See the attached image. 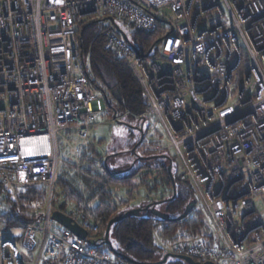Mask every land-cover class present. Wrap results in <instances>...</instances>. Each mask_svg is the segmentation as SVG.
<instances>
[{
	"label": "built area",
	"instance_id": "built-area-1",
	"mask_svg": "<svg viewBox=\"0 0 264 264\" xmlns=\"http://www.w3.org/2000/svg\"><path fill=\"white\" fill-rule=\"evenodd\" d=\"M92 17L147 32L160 21L169 27L156 54L138 52L114 28L107 40L147 100L145 111L109 119L143 123L142 148L178 160L177 178L210 222L208 234L178 235L163 252L264 264V0H0V181L47 192L41 219L22 236L0 232V264H129L98 250V223L64 198L57 206L66 202L62 212L87 236L52 229L59 139L68 161L82 165L105 112L77 36Z\"/></svg>",
	"mask_w": 264,
	"mask_h": 264
},
{
	"label": "trees",
	"instance_id": "trees-1",
	"mask_svg": "<svg viewBox=\"0 0 264 264\" xmlns=\"http://www.w3.org/2000/svg\"><path fill=\"white\" fill-rule=\"evenodd\" d=\"M108 21L104 18L92 17L78 27L77 36L81 44L82 70L95 92L103 94L105 101L109 102V106L104 112L106 117H112L115 112L141 113L147 108L146 97L126 59L107 47L108 35L113 30L110 21L109 23ZM122 23L123 25H119L131 44L138 52L145 55L158 52L160 43L169 30L165 21H160L158 28L153 32L138 29L132 23ZM122 122L135 126L137 120L133 115H129ZM139 140L140 134L136 142L132 144L133 148L136 147ZM138 146L142 147V143ZM90 149L94 155L100 156L94 146H91ZM132 149L130 151L134 152ZM156 158L157 156L152 155L148 159L158 160ZM163 161L161 160L160 163L150 167L155 168L159 176L152 183L147 182V179L141 180L139 176L135 177L138 173L132 171L131 164L124 171L121 168L112 170L102 163V167L105 169L104 173L92 157L85 159L80 166L68 160L64 163L61 162L54 206L60 211H65L66 202L57 206L59 198L63 196L67 202L73 203L76 210L84 211L93 222L98 223V239L100 241L98 250L108 251L109 246L105 242V234L109 221L115 216L134 207L146 206L155 199L164 200L168 197L156 208L176 219L192 201L191 189L187 184L179 181L177 176L174 177L176 181L174 193L172 178L169 176L166 166H163ZM96 168H100L101 171L95 172ZM135 180L138 182L134 183ZM7 186L0 181V205L2 207L5 205V208L1 210L0 217L6 227L8 229L27 227L30 223L40 220L41 210L46 203V189L42 186L27 189L9 188V186L6 188ZM116 186L128 187L129 197L139 188L146 190V194L157 193L161 190L170 193L166 196L147 199L134 206L129 202V197L119 198L113 189ZM203 212L199 211L197 215L190 216V219L184 218L180 221L170 222H166L151 211L143 212L139 216H130L115 222L110 230V240L117 251L127 254L137 262H157L163 259L165 253L160 244L155 241L156 233L160 235L162 243L165 244L178 237V234L171 235V232H177L181 226H191L192 222L203 220L205 217ZM195 234L198 233L181 234V236ZM114 257L118 261L127 262L119 256L114 255ZM165 264L188 263L183 259L171 257Z\"/></svg>",
	"mask_w": 264,
	"mask_h": 264
},
{
	"label": "rangeland",
	"instance_id": "rangeland-1",
	"mask_svg": "<svg viewBox=\"0 0 264 264\" xmlns=\"http://www.w3.org/2000/svg\"><path fill=\"white\" fill-rule=\"evenodd\" d=\"M119 24L123 25L121 21H119ZM125 28L128 29L127 27ZM101 105L104 111L107 110V105H106L105 100H102ZM97 116H98L97 119L100 122V124L90 132V139H95L96 141H99L100 139H104V142H101L99 146L100 149H98V151L100 152L104 151L108 153L107 166L110 167L111 169H114V165H116L118 166V168L124 169V171H126L125 169H128V167L131 164L130 167L131 168L133 167L132 171L133 172L137 171L141 180L147 179V182L150 181V183H152V181L157 179L159 176H158V173L156 172V169L150 168V167L155 166L154 164L160 163L161 160L163 161L164 159L156 158L158 160H155V159L149 160L148 159L149 156L157 155V154L148 153L141 146H138L135 149V152L130 151L133 148L132 144L136 139L134 135L135 130L131 129L130 126H127L124 123L111 121L109 117H106L102 113L98 114ZM64 134L66 135V133ZM59 140H60V152L62 155V163H64V161L68 160L70 151H69V148H67L65 152H63L64 145H63L62 137H60ZM95 156H96L95 160L97 163L99 158H97L98 155H95ZM163 162H164L163 166H166L167 162L165 160ZM103 163L105 164V160ZM179 166L180 165L178 163V160L175 159L174 165H173V171H172L173 174H175V176H177V173L179 171V168H178ZM94 171L100 172L101 169L96 168L94 169ZM141 180L139 181L140 183H141ZM135 182L137 183L138 181L135 180L134 183ZM6 188H8V186ZM9 188H12V187H9ZM58 191L61 193L60 188H58ZM146 193L147 192L144 189L139 188L138 191L136 190L135 192L132 193V196L129 197V200H130L129 202L131 203V205H134V206L141 204V202L148 199L147 195L149 193L148 194ZM191 196L193 197L192 194ZM63 200H64L63 196H61V201ZM4 208H5V205H3V207L0 205V213H1V210ZM67 208L71 210L73 208V204L71 202L67 203ZM199 211L203 212V210L198 205V207H195L193 209L190 216L192 217L194 215H197ZM203 213L205 215V217H203L204 218L203 220L200 219V220L195 221L194 223L192 222L193 224L191 223V226L189 225H187V227L181 226L182 228L181 227L178 228L177 232H171V235L192 234L193 232H197L198 234L200 233L208 234L210 231V222L205 212ZM190 216L187 217V219H190L191 218ZM187 222L190 223V221H187ZM52 229H54L57 232H61L64 230V227L58 222L53 221ZM23 231H24V227H13V228L8 229L6 227L5 222L0 217V232L7 233L10 235L22 236ZM155 241H157L158 244H161L163 242V240L160 238V235L158 233H156L155 235ZM108 253L113 255L110 249L108 250Z\"/></svg>",
	"mask_w": 264,
	"mask_h": 264
},
{
	"label": "water",
	"instance_id": "water-1",
	"mask_svg": "<svg viewBox=\"0 0 264 264\" xmlns=\"http://www.w3.org/2000/svg\"><path fill=\"white\" fill-rule=\"evenodd\" d=\"M107 19L109 21H111V23L113 24V28L115 30H117L126 41L130 42V40L128 39L126 33L120 27V25L116 22L115 18L108 17ZM171 30H172V28H171ZM80 46H81V44H80ZM106 105L109 106V102L108 101H106ZM122 123L127 124L125 122H122ZM127 125L132 127V128H135V129L139 128V131L141 133V137H140L139 142L136 145V147H137L141 143V141L143 139V127H142L143 123L139 127L138 126H133V125H130V124H127ZM136 147L133 149L134 152H135ZM157 157L169 159V156H167V155H158ZM169 172H170V177L172 178L173 190H174V193H175L176 181H175V178H174V176H173V174L171 172V165L169 166ZM166 200L167 199L162 200V201H155V202L147 204L146 206L134 207V208L129 209L125 213L119 214V215L115 216L114 218H112L109 221V223H108V226H107V229H106V234H105V242L109 246L110 251L114 255L123 258L124 260H126L127 262H129L131 264H165L170 257H177V258L183 259L188 264H216V263H214L212 261H199V260H195L192 257L183 256V255H173V254H169V253L165 254L163 259L160 260V261H157V262H137V261L133 260L127 254H125L123 252H119V251H117L114 248V246H113V244H112V242L110 240V230H111L112 225L115 222L121 221V220H123V219H125L127 217H130V216H139L142 212L148 211V210H150L151 212H153V214L159 216L160 218H162L166 222L180 221V220L186 218L191 213V211L194 209V207H195V201L193 200L186 206L184 212L179 217H177L176 219H173L168 214H166V213H164L161 210L156 208V206L160 205L163 201H166ZM53 220L58 222L59 224H61L64 228L70 230L76 236H78L80 238H86L87 230L84 229L77 222H75L73 220V218L71 216L67 215L66 213H64V212H62L60 210H55L53 212Z\"/></svg>",
	"mask_w": 264,
	"mask_h": 264
},
{
	"label": "crops",
	"instance_id": "crops-1",
	"mask_svg": "<svg viewBox=\"0 0 264 264\" xmlns=\"http://www.w3.org/2000/svg\"><path fill=\"white\" fill-rule=\"evenodd\" d=\"M97 117L98 116H96V122L98 124L96 125V127L100 124V122L98 121ZM131 129L135 130V128H132V127H131ZM134 135H135L136 139H135V141L133 143H135L136 140L139 138V134L136 132V130H135ZM101 142H104V139H100L99 141H96L95 139H90V135H89L88 147L85 149L83 159H89L91 157L93 159H95L96 156L93 154V152L91 151L90 148H91V146H94L96 148V150L98 151V149H100L99 146H100ZM98 153H99L100 156L99 157L97 156V158H99V159L104 158L105 165H106V167H108L107 166L108 153H106L104 151H102V152L98 151ZM157 158H161V157H157ZM108 168H110V167H108ZM116 168H118V166L114 165V169H116ZM114 169H112V170H114ZM137 176H139V175L136 174L135 177H137ZM113 189L118 194L119 198L126 199L127 197H129V195H128L129 188L128 187L126 188V187L116 186V187H113ZM168 193H170V192H168V191L166 192V190H161L160 192H157V193H154V194H155V198H156V197L166 196V195H168ZM156 200H158V199L153 200V202L156 201Z\"/></svg>",
	"mask_w": 264,
	"mask_h": 264
},
{
	"label": "flooded vegetation",
	"instance_id": "flooded-vegetation-1",
	"mask_svg": "<svg viewBox=\"0 0 264 264\" xmlns=\"http://www.w3.org/2000/svg\"><path fill=\"white\" fill-rule=\"evenodd\" d=\"M139 123H135L134 125L135 126H138L139 127V125H138ZM136 130V132L138 133V134H140V137H141V133H140V131H139V128L138 129H135ZM143 132H144V130H143ZM155 156H157V155H155ZM148 158V157H147ZM166 162H167V165H166V168H167V170H168V173H169V176H170V172H169V166L171 165V172L173 171V165H174V161L173 160H171L170 158L169 159H167V158H163ZM172 174H173V172H172ZM173 176L175 177V174H173ZM166 199H168V197H166ZM163 199H158V200H156V201H162ZM165 200V199H164ZM145 201V200H144ZM150 203H152V202H150ZM139 207H141V206H139ZM158 207V206H157ZM148 211H150V210H148ZM126 212V211H125ZM124 212V213H125ZM144 212H147V211H144ZM143 213V212H142Z\"/></svg>",
	"mask_w": 264,
	"mask_h": 264
},
{
	"label": "clouds",
	"instance_id": "clouds-1",
	"mask_svg": "<svg viewBox=\"0 0 264 264\" xmlns=\"http://www.w3.org/2000/svg\"><path fill=\"white\" fill-rule=\"evenodd\" d=\"M192 201H193V200H192ZM194 208H195V207H194ZM192 211H193V210H192ZM192 211H191V213H192ZM191 213H190V214H191ZM190 214H189V215H190ZM189 215H188L187 217H189ZM187 217H186V218H187Z\"/></svg>",
	"mask_w": 264,
	"mask_h": 264
}]
</instances>
